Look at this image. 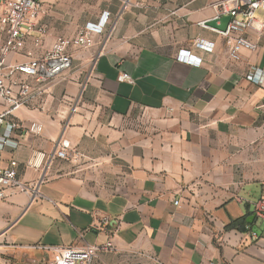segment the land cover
I'll return each instance as SVG.
<instances>
[{
	"label": "crops",
	"instance_id": "crops-1",
	"mask_svg": "<svg viewBox=\"0 0 264 264\" xmlns=\"http://www.w3.org/2000/svg\"><path fill=\"white\" fill-rule=\"evenodd\" d=\"M216 1L42 0L47 34L38 46L25 36L14 62L101 27L42 98L12 110L24 128L0 125V168L16 161L21 179L40 181L35 198L9 190L0 201V264H49L54 251L39 246L108 243L93 264H264V224L227 227L253 214L239 197L264 196V28L245 31L257 48L231 59L207 24ZM63 139L68 159L54 154Z\"/></svg>",
	"mask_w": 264,
	"mask_h": 264
},
{
	"label": "built area",
	"instance_id": "built-area-1",
	"mask_svg": "<svg viewBox=\"0 0 264 264\" xmlns=\"http://www.w3.org/2000/svg\"><path fill=\"white\" fill-rule=\"evenodd\" d=\"M214 8L215 18L225 15L232 17L225 31L215 28L224 36L227 53L231 59L239 60L243 50L253 51L257 48V43L244 32L250 29L261 31L264 28V24L259 23L256 18L257 11L264 9V0H218L214 3ZM44 11L42 0H0V34H4V39L0 40V104L5 106L0 112V125L6 123L14 130H20L25 126L10 117L12 110L42 98L56 78L71 68V49L91 47L95 43L96 34L100 31V24L84 27L75 36L57 37L50 49L41 57L30 58L24 62L12 61L11 57L23 48L25 36H33L37 46L43 41L48 28L39 20ZM193 44L197 49L208 53L214 52L216 48L214 40L203 36L196 37ZM28 55L31 56L32 52ZM118 79L132 80L125 72L121 73ZM28 130L40 133L43 128L41 124L33 123ZM70 149V141L63 139L58 142L54 154L58 158L68 159L71 155ZM44 157L43 153H39L34 160L28 162V165L37 166L40 164L38 161ZM16 166L17 162L12 161L8 167L0 168V201L7 198L9 190L13 193H27L31 198L39 194L40 181H24L19 177ZM239 198L252 205L257 220L264 224V196L253 201ZM252 236L257 237L255 232H252ZM109 246L111 243L106 246L39 247L54 251L49 264H93L99 252Z\"/></svg>",
	"mask_w": 264,
	"mask_h": 264
},
{
	"label": "water",
	"instance_id": "water-1",
	"mask_svg": "<svg viewBox=\"0 0 264 264\" xmlns=\"http://www.w3.org/2000/svg\"><path fill=\"white\" fill-rule=\"evenodd\" d=\"M231 19H232V17L230 15H225V16H221L220 18H213V19L209 20L207 22V24L210 25L211 27L216 28V29L225 31L227 29V26H228ZM255 218H256V216L253 213L252 215H250L247 218V222L253 223Z\"/></svg>",
	"mask_w": 264,
	"mask_h": 264
},
{
	"label": "trees",
	"instance_id": "trees-1",
	"mask_svg": "<svg viewBox=\"0 0 264 264\" xmlns=\"http://www.w3.org/2000/svg\"><path fill=\"white\" fill-rule=\"evenodd\" d=\"M253 223L249 224L247 223L246 221V218H243V219H238V220H234L232 222H230L228 224V228H237V229H240L242 231H246L247 230V226H251Z\"/></svg>",
	"mask_w": 264,
	"mask_h": 264
}]
</instances>
